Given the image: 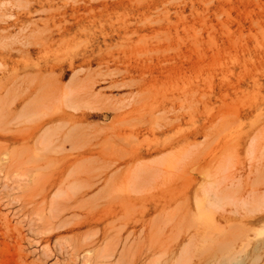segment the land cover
Instances as JSON below:
<instances>
[{
  "label": "rangeland",
  "instance_id": "rangeland-1",
  "mask_svg": "<svg viewBox=\"0 0 264 264\" xmlns=\"http://www.w3.org/2000/svg\"><path fill=\"white\" fill-rule=\"evenodd\" d=\"M0 264H264V0H0Z\"/></svg>",
  "mask_w": 264,
  "mask_h": 264
},
{
  "label": "bare ground",
  "instance_id": "bare-ground-1",
  "mask_svg": "<svg viewBox=\"0 0 264 264\" xmlns=\"http://www.w3.org/2000/svg\"><path fill=\"white\" fill-rule=\"evenodd\" d=\"M35 80V79H34ZM33 81V80H32ZM30 84V83H29ZM33 84V83H32ZM46 87V86H45ZM66 87H68V86H66ZM159 88H160V86H159ZM166 89V88H165ZM32 90V89H31ZM82 90V89H81ZM87 91V90H86ZM50 92V91H49ZM54 94L55 93H58V90L55 88L54 89ZM38 93V92H37ZM36 93V94H37ZM71 93V92H70ZM48 94V93H47ZM84 92H80V93H78V97L79 98H81L82 99V97L84 96ZM169 94V92L168 93H166V91L165 92H160L159 91V89H157L156 88V93L154 94V96L150 99V100H143V99H139L138 100V102H135V104L137 103V105L136 106H138V109H140V110H142V111H146L148 114H150L151 116L152 115H154V114H156V113H159V112H162V113H164V115L166 114V113H169L170 112V110H172V97L171 96H169L168 95ZM48 95H50V94H48ZM35 97H36V95H34ZM64 96H65V93H64ZM67 97H68V94L66 95ZM85 96H86V94H85ZM37 98V97H36ZM57 98V97H56ZM64 98H66V97H64ZM49 99V98H48ZM56 100V99H55ZM63 100H65V99H63ZM69 100V99H68ZM68 100H67V102H68ZM71 100H74V99H71ZM71 100H69V101H71ZM57 101V103H60V101L58 102V100H56ZM64 102V101H63ZM73 102V101H72ZM71 104V103H70ZM57 105V104H56ZM43 106H45V105H43ZM68 106V105H67ZM66 107V106H65ZM69 107V106H68ZM79 108V106H76V108ZM52 109V108H51ZM80 109V108H79ZM135 109V108H134ZM73 110V109H72ZM55 111H58V109L56 110L55 109ZM74 111V110H73ZM77 111V110H76ZM59 112V111H58ZM57 113V112H56ZM51 121H56V120H69L72 124H76V123H78L79 121H80V119L78 118V117H75V116H73V115H70V114H68V113H66V112H63V113H59V114H54L51 118ZM67 124H69V123H67ZM65 127H67V125H64ZM64 128V127H63ZM76 128H78V126H77V124H76ZM167 128H169V124H166V129ZM65 129V128H64ZM45 130H47V129H45ZM71 130V129H70ZM74 130V131H73ZM48 131V130H47ZM76 130H75V126H74V128H72V130L69 132V131H67L68 132V135H66V136H68V137H73L74 135H75V132ZM108 131V130H107ZM49 132H50V130H49ZM49 132H45V133H49ZM66 132V133H67ZM72 132H75L74 134L72 133ZM79 132H82V131H79ZM84 132L85 131H83V134H84ZM43 133V132H42ZM69 133H70V135H69ZM82 133L80 134V135H83ZM88 134V133H87ZM87 134H84L83 136H85V137H83V138H87L88 139V137L90 136V135H87ZM116 135H118V134H120V132H116L115 133ZM44 135V134H43ZM42 135V136H43ZM66 136L64 137H62V138H64V142H69L70 140L69 139H65L66 138ZM92 136V135H91ZM40 137V136H39ZM39 137H37L38 138V140L37 141H39ZM45 137H46V135H45ZM45 137H43L45 140H46V138ZM47 137H49L50 138V136H47ZM51 139V138H50ZM70 139H72V138H70ZM45 140H42V141H45ZM69 140V141H68ZM92 139H90V141H91ZM36 141V145L38 144V142ZM108 141H109V139H108ZM73 142V141H72ZM72 142H69L70 144L72 143ZM86 143V142H85ZM74 144V143H73ZM117 143H115L114 145H116ZM72 145V144H71ZM85 145H88V143H86ZM38 146V145H37ZM118 146V145H117ZM85 147V146H84ZM165 147H167V145H164L163 146V148H165ZM95 149V148H94ZM120 150H122V148H119V150L117 151V150H114V147H113V152L115 153H117V152H119ZM156 150H158V149H156ZM109 153H108V150H106L105 148H103V150L101 149V151H98V152H95V151H93V148H87L86 150H84V151H82V152H80V153H78V155L77 156H75V157H73V159H75V160H78V159H81V160H84L85 162H87V161H91L92 159H90L92 156H94V155H97L100 159H103V160H110V157H109V155H108ZM140 156V153H137V152H133V153H127L125 156H124V158L123 159H125V160H127V161H129V162H134V161H136V159H138V157ZM88 159H90V160H88ZM87 160V161H86ZM111 166H113V165H111ZM53 178V177H52ZM97 179V178H96ZM59 180H60V178L59 177H57V178H53L52 179V182H53V184H52V186H55V185H57L58 184V182H59ZM84 181L85 182H87V183H89V184H91V183H93L94 182V178L93 177H91V176H87L85 179H84ZM128 200H131V199H119L118 201H117V199H114L113 200V202L114 203H122V204H124V203H127L128 202ZM140 200V199H139ZM260 259V258H259ZM259 259H257V260H259Z\"/></svg>",
  "mask_w": 264,
  "mask_h": 264
}]
</instances>
